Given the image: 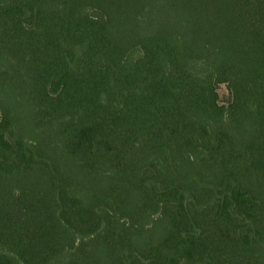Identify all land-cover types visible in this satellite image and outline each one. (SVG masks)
Returning <instances> with one entry per match:
<instances>
[{"label":"trees","instance_id":"16d2710c","mask_svg":"<svg viewBox=\"0 0 264 264\" xmlns=\"http://www.w3.org/2000/svg\"><path fill=\"white\" fill-rule=\"evenodd\" d=\"M0 264H264V0H0Z\"/></svg>","mask_w":264,"mask_h":264},{"label":"rangeland","instance_id":"374dc122","mask_svg":"<svg viewBox=\"0 0 264 264\" xmlns=\"http://www.w3.org/2000/svg\"><path fill=\"white\" fill-rule=\"evenodd\" d=\"M219 96H220V102L221 103H225V102H227L229 100L230 93H229V91H228L226 86H221L219 88Z\"/></svg>","mask_w":264,"mask_h":264}]
</instances>
